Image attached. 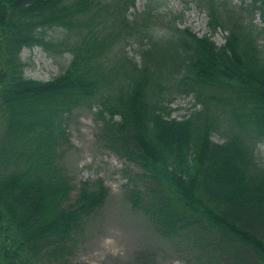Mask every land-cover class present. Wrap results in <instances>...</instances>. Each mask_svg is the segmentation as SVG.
Instances as JSON below:
<instances>
[{"label": "trees", "instance_id": "trees-1", "mask_svg": "<svg viewBox=\"0 0 264 264\" xmlns=\"http://www.w3.org/2000/svg\"><path fill=\"white\" fill-rule=\"evenodd\" d=\"M135 1L0 0V264H65L108 197L96 179L72 199L60 163L79 108L94 110L104 145L150 184V208L141 204L162 238L204 233L226 242L229 264H264V0H182L225 34L220 46L180 28L182 12L161 13L167 0L131 14ZM34 46L68 52L69 64L27 78L20 52ZM177 95L195 101L182 119L171 117ZM129 196L137 206L144 195Z\"/></svg>", "mask_w": 264, "mask_h": 264}, {"label": "rangeland", "instance_id": "rangeland-1", "mask_svg": "<svg viewBox=\"0 0 264 264\" xmlns=\"http://www.w3.org/2000/svg\"><path fill=\"white\" fill-rule=\"evenodd\" d=\"M144 4L145 0H136L135 7L129 12L142 13ZM160 10L169 14L183 11L184 22L179 24L180 28H189L197 36H210L216 45L224 43V33L218 30L210 34L206 28L207 18L195 4L183 5L178 0H170ZM159 35L164 37L165 33ZM53 37H60V33ZM138 48L137 44H130L126 52L138 60ZM20 56L26 64L25 76L39 81H47L61 73L70 60L68 54L51 56L38 47L24 49ZM194 103L192 95H177L170 105L173 109L171 117H186L193 111ZM93 111L79 108L68 116L69 145L62 150L61 165L71 181L73 198L81 182L95 179L103 181L109 195L102 207L88 219L83 231L75 236L64 263L140 264L146 258L151 264H229V256L204 233H189L170 239L161 237L141 204L143 202L146 208H150L147 198L150 184L142 179V172L136 166L104 145ZM212 140L221 143L223 138L215 134ZM256 155L264 165V142L257 146ZM136 189L144 195L137 206L128 197ZM37 264L56 262L44 258Z\"/></svg>", "mask_w": 264, "mask_h": 264}, {"label": "bare ground", "instance_id": "bare-ground-1", "mask_svg": "<svg viewBox=\"0 0 264 264\" xmlns=\"http://www.w3.org/2000/svg\"><path fill=\"white\" fill-rule=\"evenodd\" d=\"M219 244H220V243H218V246H219V247H222V248H224V247H225V244H226V242H225V241H223V240H221V244H220L221 246H220Z\"/></svg>", "mask_w": 264, "mask_h": 264}]
</instances>
